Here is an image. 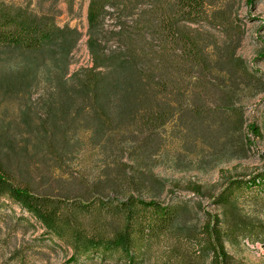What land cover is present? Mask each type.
<instances>
[{"label": "trees", "instance_id": "trees-1", "mask_svg": "<svg viewBox=\"0 0 264 264\" xmlns=\"http://www.w3.org/2000/svg\"><path fill=\"white\" fill-rule=\"evenodd\" d=\"M44 1H50L49 8L37 12L0 0V198L12 199L66 242L75 262L82 257L106 261L120 252L125 264H141L151 242L175 229L184 201L174 205L135 193L118 199L99 194L71 198L36 182L31 171L39 167L32 161L41 157L62 163L71 146L69 132L79 127L91 130L99 144L128 142L138 158L154 147L159 128L173 120L206 136L223 132L229 138L225 145L245 154L251 138L232 140L245 118L230 86L239 78L255 79L256 71L235 47L222 48L190 24L214 21L229 32L228 17L212 9V0H89L92 64L70 73L72 52L83 33L57 21L54 9L60 0ZM65 1L72 9L75 0ZM41 61L52 81L42 111L31 101ZM226 76L230 83L220 80ZM12 97L26 99L16 127L1 116ZM262 183L264 169L249 179L232 178L217 195L221 215L206 223L201 256L211 253L213 262L224 264V237L259 226L242 216L235 195Z\"/></svg>", "mask_w": 264, "mask_h": 264}, {"label": "rangeland", "instance_id": "rangeland-1", "mask_svg": "<svg viewBox=\"0 0 264 264\" xmlns=\"http://www.w3.org/2000/svg\"><path fill=\"white\" fill-rule=\"evenodd\" d=\"M5 1L29 5L37 12L50 6V1L44 0ZM88 4L89 0H75L69 9L68 3L60 0L54 9L60 24L78 26L83 33L72 52L70 73L92 64L87 44ZM210 6L223 10L231 24L230 34L214 21L190 24L214 37L222 48L235 47L236 55L256 71V78L249 83L239 78L236 86H230L235 105L242 106L245 118L243 130L236 132L232 140L244 139L245 135L251 138L245 154L225 145L229 138L223 132L206 136L188 131L173 120L159 128L150 152L136 158L138 154L126 147L128 142L96 143L91 130L76 123L79 130L69 132L71 146L62 163L41 157L32 161L34 167H39L31 171L36 182H45L50 191L71 198L99 194L118 199L135 193L174 205L184 201L186 207L175 229L151 242L141 264H216L211 253L201 256L199 247L206 240V223L213 222L216 214L221 215L222 208L215 202L217 195L232 178L249 179L264 169V0H212ZM107 21L111 26L113 19ZM41 63L42 73L31 97L40 111L52 84L46 65ZM220 80L230 83L227 76ZM25 102L17 97L7 99L2 118L16 127L21 123L19 105ZM256 192L264 194V183L249 184L236 191L240 213L259 226L250 228L247 234L238 231L224 237L228 252L224 264H264V197ZM72 252L66 242L48 232L18 203L0 198V264H125L120 252L106 261L82 257L79 262L72 259Z\"/></svg>", "mask_w": 264, "mask_h": 264}]
</instances>
